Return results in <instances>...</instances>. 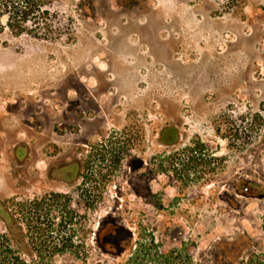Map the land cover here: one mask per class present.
Returning <instances> with one entry per match:
<instances>
[{"label": "rangeland", "instance_id": "rangeland-1", "mask_svg": "<svg viewBox=\"0 0 264 264\" xmlns=\"http://www.w3.org/2000/svg\"><path fill=\"white\" fill-rule=\"evenodd\" d=\"M49 2L46 39L0 34V199L15 192L17 143L29 144L44 174L45 153L74 152L81 139L140 163L112 168L93 224L122 201L123 185L134 216L149 211V186L164 204L163 233L176 226L192 239L193 264H246L262 254L264 0ZM162 132L179 138L161 146ZM57 192L78 200L65 186ZM58 223L48 264H124L99 250L76 255Z\"/></svg>", "mask_w": 264, "mask_h": 264}, {"label": "flooded vegetation", "instance_id": "flooded-vegetation-1", "mask_svg": "<svg viewBox=\"0 0 264 264\" xmlns=\"http://www.w3.org/2000/svg\"><path fill=\"white\" fill-rule=\"evenodd\" d=\"M169 130L178 133L176 127ZM178 138L165 137L162 132L158 143L168 147ZM28 145L26 142L15 145L11 174L15 192L7 202L0 199V220L6 227L17 264H48L50 255L54 256L50 252V233L55 232L56 218L58 232L62 238L67 235V242H74L78 256H91L99 250L110 257L122 258L124 264H193L192 239L176 226L165 227L163 233L160 217L164 204L161 195L152 193L149 186L148 197L143 201L149 211L140 210L134 216L135 203L128 194L131 187L123 185L122 201H113L112 211L99 224H93L97 208L107 205L97 200V194L105 193L113 183L112 168L140 165L131 162L127 152L112 159L111 153L94 152L92 144L79 139L74 152L45 153V172L39 174L35 168L37 154L29 152ZM158 170H153V175ZM60 185L75 191L78 200L73 195L58 194ZM180 201L175 205H181ZM76 206H82L86 214L82 216ZM119 209L125 214L122 219L117 217Z\"/></svg>", "mask_w": 264, "mask_h": 264}, {"label": "trees", "instance_id": "trees-1", "mask_svg": "<svg viewBox=\"0 0 264 264\" xmlns=\"http://www.w3.org/2000/svg\"><path fill=\"white\" fill-rule=\"evenodd\" d=\"M49 4V0H0V34L9 29L15 36L46 39L44 23L50 15ZM262 228L264 231V221ZM0 264H17L6 235L0 236ZM246 264H264V252L251 257Z\"/></svg>", "mask_w": 264, "mask_h": 264}, {"label": "bare ground", "instance_id": "bare-ground-1", "mask_svg": "<svg viewBox=\"0 0 264 264\" xmlns=\"http://www.w3.org/2000/svg\"><path fill=\"white\" fill-rule=\"evenodd\" d=\"M200 28V27H199ZM203 30V29H202ZM207 31V30H206ZM203 32H205V31H203ZM193 33V32H192ZM203 34V33H202ZM208 44V43H207ZM208 46V45H207ZM98 47V46H97ZM96 48V47H95ZM191 49H193V48H191ZM191 49H189L190 51H191ZM169 50V49H168ZM202 50V49H201ZM204 50V49H203ZM194 51V50H193ZM200 51V50H199ZM85 53V52H84ZM190 53V52H189ZM201 53V52H200ZM202 54V53H201ZM91 55V54H90ZM205 55V54H204ZM86 57V56H85ZM92 57V56H91ZM90 57V58H91ZM209 58V57H208ZM81 59H83V58H81ZM85 61V60H84ZM88 61V60H87ZM201 62V61H200ZM88 63V62H87ZM86 64V63H85ZM93 64V63H92ZM204 64V63H203ZM84 65V64H83ZM83 65H81V66H83ZM96 65V64H95ZM219 65V64H218ZM201 66H202V64H201ZM206 66V65H205ZM74 68V67H73ZM83 68V67H82ZM74 69H76V68H74ZM78 69V68H77ZM201 69V68H200ZM71 70H73V69H71ZM83 70H85V69H83ZM78 72V71H77ZM86 72V71H85ZM89 72V71H88ZM87 73V72H86ZM94 73V72H93ZM48 74V73H47ZM74 74V73H73ZM88 74V73H87ZM91 74V73H90ZM71 75H72V73H71ZM78 75V74H77ZM89 75V74H88ZM50 76V75H49ZM52 78H54L53 76H52ZM50 79V78H49ZM48 79V80H49ZM75 79V78H74ZM54 80V79H53ZM69 80V79H68ZM47 82V81H46ZM54 83V82H53ZM69 83V82H68ZM43 84H44V82H43ZM46 84V83H45ZM52 85V84H51ZM44 86V85H43ZM47 87V86H46Z\"/></svg>", "mask_w": 264, "mask_h": 264}]
</instances>
